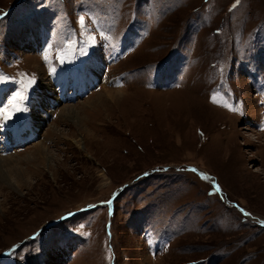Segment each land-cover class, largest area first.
I'll list each match as a JSON object with an SVG mask.
<instances>
[{
	"label": "rangeland",
	"instance_id": "1",
	"mask_svg": "<svg viewBox=\"0 0 264 264\" xmlns=\"http://www.w3.org/2000/svg\"><path fill=\"white\" fill-rule=\"evenodd\" d=\"M0 110V264H264V0H0Z\"/></svg>",
	"mask_w": 264,
	"mask_h": 264
},
{
	"label": "snow or ice",
	"instance_id": "2",
	"mask_svg": "<svg viewBox=\"0 0 264 264\" xmlns=\"http://www.w3.org/2000/svg\"><path fill=\"white\" fill-rule=\"evenodd\" d=\"M237 3H239V0H237ZM24 99H26V97H23V96H21L19 94L17 95V97H13V101H19L20 103H22ZM13 108H14L15 112H20V111L24 110V108L21 107L17 103L13 104ZM2 114H3V110H0V115H2ZM8 118H11L10 115H9ZM193 171H195V169H193ZM217 190H219V189H217Z\"/></svg>",
	"mask_w": 264,
	"mask_h": 264
}]
</instances>
